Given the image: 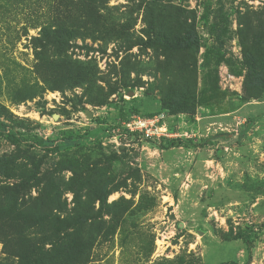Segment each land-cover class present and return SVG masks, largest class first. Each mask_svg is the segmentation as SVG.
<instances>
[{"label":"rangeland","instance_id":"1","mask_svg":"<svg viewBox=\"0 0 264 264\" xmlns=\"http://www.w3.org/2000/svg\"><path fill=\"white\" fill-rule=\"evenodd\" d=\"M49 5L48 0H0V120L13 131L37 135L48 144L68 137L82 142L62 145L61 152L50 158L83 154L92 166L118 156L109 174L118 182L126 179L128 187L113 192L108 203H120L124 213L113 234L97 239L88 264H264V100L242 104L244 76L234 72L241 70L243 48L255 37H261L264 51V0H109L111 15L100 11L104 18L94 9L93 22H102L106 29L111 17L130 26L127 37L115 34L107 40L96 35V40L86 39L90 51L75 47L68 52L72 59L95 66L102 88L97 87V93L105 97L117 88L105 105L97 106L88 101L90 96L83 97L82 88L33 90L30 99V88L44 86L34 70L32 39L53 17ZM156 7L195 15L201 47L184 66L196 70L199 98L216 74L219 91L207 106L197 108L193 118L171 116L160 104L177 67L183 65L180 60L157 59L153 49L134 46L139 39H148L146 10ZM168 22L161 26L166 28ZM214 22L220 32L212 31ZM130 42L134 47L129 48ZM208 49L213 53L206 59ZM128 79L141 80L142 87L127 92L120 82ZM120 112L130 120L165 114L171 138L199 145L161 149L159 142L124 131ZM2 134L0 129V156L15 150ZM21 142L25 150L29 141ZM103 162L99 165L107 167ZM71 176L65 171L61 177L67 182ZM86 194L93 198L90 188ZM63 199L70 210L75 207L72 192L65 191ZM95 207L99 208L98 201ZM102 219L108 225L112 222L107 215ZM242 232L248 236L245 242L235 239ZM4 257L0 243V260Z\"/></svg>","mask_w":264,"mask_h":264},{"label":"trees","instance_id":"2","mask_svg":"<svg viewBox=\"0 0 264 264\" xmlns=\"http://www.w3.org/2000/svg\"><path fill=\"white\" fill-rule=\"evenodd\" d=\"M108 1L48 0L53 9V17L41 26L39 36L32 39L36 59L34 70L39 74L44 86L37 84L30 88V99L35 96L33 90L64 92L66 89L82 88L83 97L90 96L88 101L97 106L105 105L108 98L117 93V88H111L105 97L101 92L97 93V84L101 78L98 77L95 66L90 62L74 60L68 55L70 49L75 47L90 51L92 48L86 44V39L92 37L96 40V35H101V38L107 40L115 34H123L122 38L130 35V26L117 23L114 21L115 17L110 18L112 29L104 28L105 24L102 22H93L94 9L100 17L106 16L101 15L100 11H108V15H111L112 8L108 7ZM140 7L141 5L136 6L134 10H139ZM190 17H193V20H190ZM190 17L180 8L156 7L146 10L148 27L145 33L148 39H139L132 43L134 46L144 45L145 48L153 49L157 59L158 56H164L170 62L174 58L180 60L183 65L177 67L176 78L170 82L160 99V104L171 116L186 114L193 118L197 108L200 105L207 106L212 95L219 89L215 74L214 83L205 89L203 98H199L193 75L196 70L184 66L188 63L187 59L197 54L201 47L195 15L191 14ZM207 19L206 14L202 20L206 22ZM167 20L168 26L162 27V23ZM219 28L220 25L216 22L211 26L212 31L220 32ZM241 29L240 27V33L243 31ZM260 38L257 36L252 45L244 46L241 70L234 71L237 75L244 76V95L240 99L242 104L252 100H264V51ZM78 40H82L83 45H77ZM132 43L130 42L129 48L133 46ZM211 52L212 49L206 50V59H209V55L213 53ZM193 60H196V56ZM120 83L127 92L140 88L143 84L138 79H128L127 82ZM153 86L154 84L149 85L148 93L152 94ZM209 91L211 95L207 93ZM77 102L81 103L82 97L77 98ZM71 103L76 106L74 101ZM157 115L164 116L160 124L168 127L165 114ZM148 117L154 118V115ZM120 118L124 123L130 121L124 112H120ZM6 119L8 120L7 117ZM0 129H3L2 135L15 146L14 151L0 156V243L2 254L5 256L4 260H0V264H88L97 239L113 234L119 225L120 216L124 213L120 203H108V197L113 192L128 187L126 179L118 182L115 175L109 174V167L119 160L118 156L105 157L104 162H95L92 166L84 161L83 154H66L59 159L50 158L61 152L62 145L76 146L82 142H78L77 138L68 137L48 144L37 135L13 131L1 120ZM124 131L127 132L125 128ZM128 133L141 137L137 132ZM24 138L29 141L25 150L22 149L21 142ZM145 140L159 142L161 149L199 145L193 143L194 140L183 138L161 137ZM23 159L28 161L24 162ZM101 162L107 163V167L99 165ZM65 171L72 175L67 182L61 177ZM88 188L93 193L92 199L86 194ZM65 191L74 194L75 207L71 210L63 199ZM33 192H36L35 196ZM85 194L87 200L83 199ZM97 201L98 209L95 207ZM105 215L111 217L112 222L109 225L102 219ZM235 239L245 242L248 236L242 232Z\"/></svg>","mask_w":264,"mask_h":264},{"label":"built area","instance_id":"3","mask_svg":"<svg viewBox=\"0 0 264 264\" xmlns=\"http://www.w3.org/2000/svg\"><path fill=\"white\" fill-rule=\"evenodd\" d=\"M163 118H164L163 115L150 119L137 117L134 120H130L124 123L123 128H125L127 132L130 133L137 132L144 138H161V137L171 138L170 136H172V134L169 132L167 126L165 124H160ZM159 132L161 133V135L158 134Z\"/></svg>","mask_w":264,"mask_h":264},{"label":"water","instance_id":"4","mask_svg":"<svg viewBox=\"0 0 264 264\" xmlns=\"http://www.w3.org/2000/svg\"><path fill=\"white\" fill-rule=\"evenodd\" d=\"M133 93H130V95H132ZM87 117L92 119L93 118V114H91L90 112H87ZM55 119H57V117L55 116ZM182 226V224L180 225Z\"/></svg>","mask_w":264,"mask_h":264}]
</instances>
